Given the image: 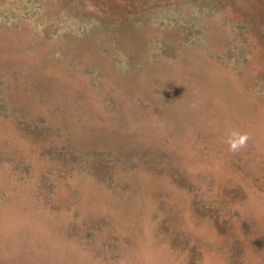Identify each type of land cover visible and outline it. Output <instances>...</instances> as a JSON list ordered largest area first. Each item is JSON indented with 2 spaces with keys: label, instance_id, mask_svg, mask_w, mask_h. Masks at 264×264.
<instances>
[{
  "label": "rangeland",
  "instance_id": "obj_1",
  "mask_svg": "<svg viewBox=\"0 0 264 264\" xmlns=\"http://www.w3.org/2000/svg\"><path fill=\"white\" fill-rule=\"evenodd\" d=\"M0 264H264V0H0Z\"/></svg>",
  "mask_w": 264,
  "mask_h": 264
},
{
  "label": "clouds",
  "instance_id": "obj_2",
  "mask_svg": "<svg viewBox=\"0 0 264 264\" xmlns=\"http://www.w3.org/2000/svg\"><path fill=\"white\" fill-rule=\"evenodd\" d=\"M232 137L233 138L230 139L229 143L233 150L237 149L240 146H243V144L245 143L247 139L246 135H241L238 132H233Z\"/></svg>",
  "mask_w": 264,
  "mask_h": 264
}]
</instances>
